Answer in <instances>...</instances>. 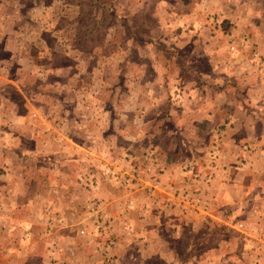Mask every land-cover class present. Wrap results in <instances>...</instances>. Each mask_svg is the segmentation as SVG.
I'll list each match as a JSON object with an SVG mask.
<instances>
[{"label":"rangeland","instance_id":"obj_1","mask_svg":"<svg viewBox=\"0 0 264 264\" xmlns=\"http://www.w3.org/2000/svg\"><path fill=\"white\" fill-rule=\"evenodd\" d=\"M0 160V264H264V0H0Z\"/></svg>","mask_w":264,"mask_h":264},{"label":"crops","instance_id":"obj_2","mask_svg":"<svg viewBox=\"0 0 264 264\" xmlns=\"http://www.w3.org/2000/svg\"><path fill=\"white\" fill-rule=\"evenodd\" d=\"M221 4L222 3H220L219 4V7L221 6ZM183 6V5H182ZM166 7V6H165ZM221 7H220V9H218V10H220L221 11ZM182 10V7L180 8V11ZM183 12V11H182ZM186 12V11H185ZM174 14H175V12H173V17H174V19L175 20H173V24H176L175 22H176V19H178L176 16H174ZM183 15V14H182ZM187 21H195L196 23H198V21L199 20H197V15H189L188 17H187V20L186 19H184V18H181V19H179L178 20V22H179V25L178 26H182V28H177V30L180 32V34H178L177 35V37H180L181 39H185V38H189V34H188V32H186L185 31V28H184V22H186L187 23ZM177 26V27H178ZM192 34V33H191ZM195 36L197 37H195L196 39H195V41H198V39L201 37V38H203V36L201 35V34H196L195 33ZM188 40V39H187ZM180 41V40H179ZM185 44H183V45H181V46H184ZM262 136H263V131H261V134L260 135H258L257 137L259 138V139H257L258 140V143H257V147H259V145L260 144H262L263 143V140L261 139L262 138ZM256 140V141H257ZM0 161H2V160H0ZM263 161V160H262ZM261 161V162H262ZM263 164H264V162H263ZM264 200V199H263ZM262 201H260V203H261ZM252 206L251 207H254L253 209H251V210H254V212L256 211V210H258V207L260 206V204H257V203H253V204H251ZM261 205H263V204H261ZM264 206V205H263ZM255 207H256V210H255ZM258 242H260L261 244H260V246L262 247L263 246V243H264V235H263V237H261L259 240H258ZM74 247H75V245H74ZM253 256H254V254H257V253H259L256 249H253ZM79 253V252H78ZM81 253V252H80ZM79 253V254H80ZM174 254V253H173ZM118 257H119V255H117ZM120 258V257H119ZM201 258H202V256H201ZM95 259V256H93V255H88V253L86 254V255H83V256H81V257H77L76 258V256H75V253L74 252H71V258L70 259H68V262L69 263H75V264H78L79 262H81V261H85V263H87V264H98V261H95L94 260ZM261 259H263V258H261ZM262 262V260H260V263ZM71 263V264H72Z\"/></svg>","mask_w":264,"mask_h":264}]
</instances>
